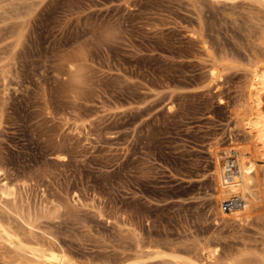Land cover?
<instances>
[{
	"label": "rangeland",
	"instance_id": "rangeland-1",
	"mask_svg": "<svg viewBox=\"0 0 264 264\" xmlns=\"http://www.w3.org/2000/svg\"><path fill=\"white\" fill-rule=\"evenodd\" d=\"M18 1L27 14L0 19V53L13 52L0 54V210L17 219L2 222L72 264H176L215 248L236 259L242 247L264 264V199L247 221L215 219L212 152L224 166L251 141L237 113L264 67V14L253 24L240 0ZM249 156L258 191L264 155ZM4 241L0 264H45ZM140 250L153 252L137 263Z\"/></svg>",
	"mask_w": 264,
	"mask_h": 264
},
{
	"label": "bare ground",
	"instance_id": "bare-ground-1",
	"mask_svg": "<svg viewBox=\"0 0 264 264\" xmlns=\"http://www.w3.org/2000/svg\"><path fill=\"white\" fill-rule=\"evenodd\" d=\"M13 1L14 0H0V19H4L3 21H7V19H9L10 17H13L14 13L18 14L17 16H19V15L22 16V14L24 13L23 8L22 9L20 8L22 6L26 7V8L24 7V9H28V7H27L28 5L27 6L25 4L22 5V2L20 4L18 0H16V1L19 3L20 6H18L16 4L17 2L14 1V3L16 2L14 5L16 7L15 8L13 6V4H14ZM209 1H210V3L213 4V7L216 8V5L220 4V3H222V4L223 3H226V4L229 3V4L234 6L236 4L237 0H208V2ZM240 1L245 2L249 6V13L250 14L256 10L257 11L254 12L255 15L257 13H258L257 15H261V14L263 15L264 14V10H262V9H261L263 11V12L261 11L262 13L258 12V10L260 8L264 9V0H240ZM197 8H198L199 13L202 14L201 11L204 8L202 6V4L199 5V7H197ZM255 8H258V9H255ZM16 14H14V15L16 16ZM24 14H27V13H24ZM254 14L250 15L251 18ZM199 16H200L199 20L202 21V17H204V16H201V15H199ZM261 16H259V17L257 16L258 20L260 19ZM263 16L261 17V19L263 18ZM253 18L255 20V23H253V24H256V22L259 23L262 21L261 23H259L260 24L259 25L260 30H259V28H257L259 30L258 33L256 32L257 30H255V29H251V30H253V32L255 30V32L257 33V35H256L257 36L256 41H258L257 46L259 43V45H262L264 47V18H263V20H261L259 22L257 19H255L256 17H253ZM235 20H236V18H235ZM254 20H253V22H254ZM251 21L252 20H250V22ZM18 23H20V22H18ZM200 23H202V22H200ZM20 24H22V23H20ZM250 24L252 25V23H250ZM15 25L17 26L18 24H15ZM12 28H14V27H12ZM16 28L17 27H15V30H16ZM15 30L13 32H16ZM13 32H11V33L13 34ZM7 33H9V32H7ZM11 33H10V35H12ZM17 34H15V35H17ZM7 35H9V34H7ZM7 35H5V37L8 38L9 36H7ZM251 37L252 36H250V37L248 36L250 41L252 39ZM18 41H20V40L18 39ZM254 41H255V38H254ZM12 42L14 43V41H12ZM7 44H9V43H7ZM14 44H18V43L16 42ZM253 44L255 45V43H253ZM10 45H12V43H10ZM10 45H8V46H10ZM263 47L258 46V48H261V50ZM7 48H8L7 50H9V47H7ZM10 48H11V46H10ZM13 48L15 49V45ZM251 48H254L253 45ZM3 50H1V53L6 52V54H7L9 52H12V51L7 52L6 48ZM254 50L256 51L257 48H254ZM256 52H259V53L257 55H255V52H254L255 57H261L260 51L258 50ZM6 54H2L0 56V58ZM12 54H13V52H12ZM10 57H11V55H10ZM4 58H7V56L6 57L4 56ZM4 58H2V59H4ZM259 62H261L264 66V57L258 59L257 63L256 62L255 63L258 64ZM6 63H8V64L6 65ZM6 63L4 64V65H6V67L8 65H10L9 62L6 61ZM4 65H2V66H4ZM2 69H3V67H2ZM9 69H10V67H9ZM9 69L8 70L6 69L7 71H9L8 73H10V71H11ZM6 70L1 71L2 76L4 75V73L7 72ZM6 76H8V75L5 74V77ZM211 76L213 78L218 77L215 68H213L211 70ZM263 92H264V67L262 70L260 68L254 67L251 70V80L248 84L247 97H246L244 103L242 104V108H240V110L237 113V115H239L238 119L240 118V121L242 122L243 127L247 132L246 134H248V136L251 138V141L247 144H244L243 146L237 144L236 146L232 147L234 150H236L238 152L237 170L235 172H233V174L228 176L227 168L225 166H223L221 164V161H220L222 156L217 153L216 149L212 151L213 152V158H214L213 176H214V180L216 183L215 193L213 194V198H214V201L220 202V207H219V210L216 211L217 216L215 217V219L218 217L222 220L233 219L236 221H247L250 219V217H252V210H254V207L256 205L258 206L259 205L258 203L260 202V200L264 199V193H263L264 188L259 189V187H258L257 188L258 191H255L254 189H252V186L254 185V183L256 181L259 180V182H260V177H259V166H258V164L256 163L255 160H253L249 156V154L264 155V114L261 110L262 101H263V99H262ZM236 120H237V118H236ZM226 153H228V151H226ZM225 158H226V156H225ZM236 160H237V158H236ZM259 185H261V184H259ZM259 185H257V186H259ZM235 194L241 195L246 200V203L241 204L240 206H237V207H233L230 210H224L221 206L222 202L228 198H231ZM1 208H3V207H1ZM9 209L11 210L14 208H9ZM1 210H0V212H1ZM260 211L258 210L259 213H262V211L261 212ZM4 212H6V211H4ZM7 212H9V210H7ZM11 212L18 214L23 219V221L26 222V224L28 226L31 225L32 222L31 221L29 222L27 220V218L24 216L26 213L25 214L23 213L24 215H22L16 209L11 210ZM0 214L2 215L3 213L1 212ZM1 215H0V217H1ZM4 215L6 217L8 216V215H6V213H4ZM4 215H2L3 216L2 218H0V238L6 240L8 242L7 244L11 245L9 247L13 246L14 247L13 249L15 252L27 249L32 254V257H34L38 260L44 261L45 264H69V263L72 264V262H71L72 260L70 259L69 255H67V253L64 250H62V249L60 250L56 246H51V245H54L52 243L50 246H48V245L46 246V245L41 244L38 241H33L34 238L32 240L30 236H29L30 237L29 238V237L25 236V234L23 235V233H20L21 230L19 228H22L21 225H20V227H19V225L17 226V227H19L18 229H15L10 224L7 225L8 223H12V221L8 218L7 219L11 222H8V220H7V222H8L7 224H6V222L5 223L2 222V220L5 221ZM26 216H27V214H26ZM9 218L14 220L13 218H15V217L12 218L10 216ZM16 221H17V219H16ZM18 222H20V221H18ZM215 222L218 223L217 221H215ZM33 225H32V227H27V228H34ZM25 228L26 227H24V229ZM39 228L40 227H38V229ZM24 229H22L23 232H25ZM41 229H43V228H41ZM19 230H20V232H19ZM31 230L32 229H30V231ZM28 231H29V229L26 231V233ZM43 231H46V230H43ZM51 232H49L50 234H48V233L47 234L51 236ZM37 233L38 232H36L35 234H37ZM33 234H31V235H33ZM52 236H53V233H52ZM237 237H239V236H237ZM242 237L245 240L246 237L245 236H242ZM53 238H55V236ZM6 241H4V242H6ZM242 243H243V241H242ZM243 246H245V241H244ZM239 249H241V248H239ZM239 249H238V251H239ZM245 249H244V251H245ZM242 250H243V247H242ZM242 250L239 252L240 256L238 254L239 257L236 259L234 257L233 258L230 257L228 259L222 258L221 255L219 254L218 250L215 248L213 250L203 251V258H201L200 260H195L193 258L184 259V258L177 257L175 259V262H176V264H252V260L249 259V257L248 258L246 257V255H245L246 252L243 251L245 253L243 256H245V257L242 256V253H241ZM140 251L141 252L136 256L137 259L135 261L137 263L142 262L141 258H143V255L148 254L150 252H153L150 250H146V251L140 250ZM21 252H23V251H21ZM21 252H19V253H21ZM262 261L264 263L263 259H262Z\"/></svg>",
	"mask_w": 264,
	"mask_h": 264
},
{
	"label": "built area",
	"instance_id": "built-area-1",
	"mask_svg": "<svg viewBox=\"0 0 264 264\" xmlns=\"http://www.w3.org/2000/svg\"><path fill=\"white\" fill-rule=\"evenodd\" d=\"M227 168L228 176L233 174L237 170V160L233 154H230L225 159V165ZM246 200L241 195H233L231 198H228L222 202V208L224 210H230L233 207L240 206L241 204H245Z\"/></svg>",
	"mask_w": 264,
	"mask_h": 264
}]
</instances>
